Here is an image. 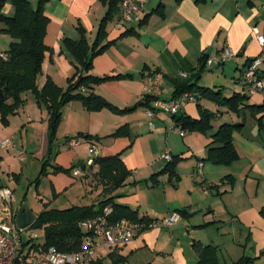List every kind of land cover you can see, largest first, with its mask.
<instances>
[{"label":"crops","instance_id":"1","mask_svg":"<svg viewBox=\"0 0 264 264\" xmlns=\"http://www.w3.org/2000/svg\"><path fill=\"white\" fill-rule=\"evenodd\" d=\"M29 1L35 8L40 2ZM108 10L109 4L101 0H47L44 3V11L50 22L45 37L48 50L38 78L39 88L50 79L63 90L68 89L69 79L75 77L82 66L66 42H80L83 38L80 29H83L91 54ZM118 16L120 18V12L107 24V37L100 43L101 46L107 43L112 45L92 60L88 72L95 77L114 78L99 84H89L88 88H81V91L85 95L96 94L122 111L136 108L126 113L109 109L88 111L80 102H71L63 109L62 122L52 138L46 106L38 104L34 94L35 101L24 98V94L25 103L14 115L8 117L7 125L3 124L0 115V122L6 128L1 140L7 139L6 135L19 116V124H28L30 128L40 130L41 137L45 135L46 155H51L55 147L53 160L43 161V165L48 163L35 182L37 193L41 179L51 176L54 199L60 195L58 192L61 190L67 191L68 196L75 191L71 194V201L83 204L74 206L98 205L103 200L101 193L104 186L95 182L98 167L89 163L92 159L90 148L95 145L98 154L94 159L121 155L125 166L131 171L125 185L114 193L118 196V203L137 210L140 218L149 220L164 218L175 211H186V216H182L173 228L147 229L114 254L125 256L126 248H130L131 252L144 248L155 251L161 245L164 247L166 231L170 240L174 241L175 232L185 236L184 230L192 235L197 264L199 246L215 247L222 264H228L224 250L228 256L229 252L237 253L236 249L240 248L244 249V253L250 248L260 254L264 251V216L261 214L264 209V110L253 112L247 105H263L264 91L248 97L239 113L220 107V115L211 122L212 128L206 133L185 130V135L181 136L175 130L187 148L184 147L185 152H179L183 148L178 144L176 132L170 131L172 116L158 114L153 120L154 129H151L147 107L137 105L144 103L146 98L143 80L148 75L160 78L159 99L162 101L173 99L176 83L182 79L181 72L191 74L188 81L192 79L193 83L220 91L222 96L229 98L235 93H242L237 84L241 73L251 60L262 56L260 75L264 79V45L258 43L253 32L257 29L264 37V0H148L140 12V24L119 26ZM4 28L0 23V33H4V36H0V54L8 50L10 43ZM126 31L129 33L125 34ZM228 47L236 53L233 60L220 67L201 65L205 56L217 54ZM203 101L207 106H201L202 110L214 113L219 107L208 99ZM183 112L192 119H200L201 112L197 104H187ZM226 123L243 124L233 134L239 160L230 165L205 162L203 159L207 156L212 135ZM117 132L120 133L116 135ZM190 132L205 137L192 135L188 139ZM77 138L81 142L71 146L69 141ZM166 147H169L173 157L183 156L179 159L184 161L179 164V169L181 164H188L179 185L174 181V175H178L175 168L179 161L172 175L170 172L161 174L165 169L161 156ZM11 148L4 150L9 151ZM42 150L41 144L39 151ZM0 158L1 169L4 158ZM24 159L17 158L19 162ZM202 161L203 178L194 179L193 172ZM58 168L69 173L57 171ZM75 170L80 173L75 175ZM71 175L75 180L81 176L82 179L80 182L74 179L71 181ZM227 176L231 178L226 179ZM20 177V174H8L7 181L14 188L3 183L0 185L13 191L16 210L26 205L27 198L26 193L22 195L26 184ZM149 178L152 182H149ZM142 181H146L144 186L148 193L147 200L152 199V202L142 201L138 194L143 190L141 185L137 186ZM127 186L135 188L130 187L126 192L124 189ZM160 203L163 204L157 206ZM205 234L208 236L205 237ZM173 252L178 264H188L181 240L174 244ZM108 260L113 263L111 258L103 262L110 264Z\"/></svg>","mask_w":264,"mask_h":264},{"label":"trees","instance_id":"2","mask_svg":"<svg viewBox=\"0 0 264 264\" xmlns=\"http://www.w3.org/2000/svg\"><path fill=\"white\" fill-rule=\"evenodd\" d=\"M46 1L40 0L35 8L29 0H0V23L5 26L3 31L13 39L8 50L3 53L6 55V59L0 57V115L3 124L7 125L8 117L14 115L23 106L25 103L23 95L28 92H32L35 95L38 104L46 106L52 138L62 122L63 109L71 102H80L88 111L109 109L112 112L126 113L134 110L136 107L122 111L96 94L85 95L81 91V88H88L89 84H99L107 79L114 78L109 76L105 78L95 77L89 75L88 72L92 65V60L112 45L107 43L101 46L100 43L107 37V24L119 14L122 0H101L109 4V10L100 25L99 35L93 45L91 54H89V45L83 29H80L83 33V38L80 42H66L67 47L82 66V69H78L75 77L69 79L68 89L63 90L50 79L45 82L42 88L38 87V78L42 73L45 53L48 50L45 44V37L50 18L44 11V3ZM7 3H11L14 8L12 16L3 13L4 6ZM118 20H120L119 16ZM126 33H129V31H126ZM204 60L205 57L202 59L201 65L204 64ZM202 66H200V70H202ZM185 92L196 93L200 97V101L208 99L219 107L216 112L210 113L208 110H202L199 102L197 106L201 112L200 119H192L184 112L173 116V120L184 131L206 133L212 128L211 122L218 114L220 115V107L239 113L240 107L245 104V100H248V97L242 93H235L232 97L226 98L222 96L220 91L199 86L197 83H193L192 79L189 81L188 79H181V81L177 82L173 98L179 97ZM153 101V97L146 96L144 103L137 105V107L146 106L147 109L152 108L151 103ZM247 107L253 112L264 110V104L247 105ZM242 127V123L222 124L217 132L212 135L213 140L208 145L207 156L203 160L215 165H230L239 160V154L233 142V134ZM118 133L120 132H117L116 135ZM178 160L179 157L174 156L161 174L170 172L172 175ZM47 163L42 166L41 175ZM94 165L98 167L95 177L104 186L101 193L103 200L98 205L73 206L67 209L46 208L39 213L32 227L45 228V247L43 248L54 247L60 252L79 251L86 236L80 228V224L87 219L100 215L104 208L108 206L113 208L111 216L113 220L125 218L132 222H140L147 225L151 223L152 220L145 217L140 218L137 210L116 201L118 196L114 195V193L125 185L131 175V171L125 166L121 155L96 157ZM57 171L69 173V171H64L61 168H58ZM229 178L231 177H226V179ZM233 180L234 178H232ZM37 181L38 179L35 182ZM175 212L186 216L185 210ZM261 214L264 216V209ZM110 258L114 264H125L128 261L126 256L117 253L112 254ZM257 259L248 256L234 264H255ZM100 264L105 263L101 261ZM199 264H222L219 261L217 249L212 246H199Z\"/></svg>","mask_w":264,"mask_h":264},{"label":"built area","instance_id":"3","mask_svg":"<svg viewBox=\"0 0 264 264\" xmlns=\"http://www.w3.org/2000/svg\"><path fill=\"white\" fill-rule=\"evenodd\" d=\"M147 2L148 0H122L118 25L140 24V12ZM253 32L258 43L263 46L264 37L259 34L257 29H254ZM0 57L6 59V55L3 53L0 54ZM235 57L236 53L228 47L217 54L205 56L204 64L209 67H220ZM262 64V56L251 60L237 81L242 93L247 97L264 91V79L260 75ZM180 77L189 79L191 74L181 72ZM160 83V78L156 75H148L143 80L145 97L154 98L151 103L152 108L146 110L147 117L151 120L149 123L151 129H154L153 120L158 114L163 113L173 117L182 113L187 104L200 102V97L193 92H185L179 97L162 101L159 99ZM171 130H179L181 136L185 135V131L176 122L173 127H170ZM80 142L81 140L77 138L69 141V144L76 146ZM13 146V141L10 138L0 143V149H8ZM90 154L92 159L89 160V163L93 164V157L98 154L95 145L90 148ZM25 155L24 151H19L17 158L22 160ZM161 159L166 163L173 160L169 147L164 149ZM203 166L204 163L199 162L193 172L194 179L203 178ZM79 173V170H75V175ZM15 201L14 193L9 187H0V264H100L104 259H109L116 251L126 247L147 229L160 227L171 229L180 221L178 212L152 220L149 225L132 222L125 218L113 220L111 218L113 208L108 206L100 215L80 224V228L86 236L79 251L60 252L54 247L43 248L45 247L44 227L33 228L32 225L24 230L17 227ZM108 262L114 264L110 260Z\"/></svg>","mask_w":264,"mask_h":264},{"label":"rangeland","instance_id":"4","mask_svg":"<svg viewBox=\"0 0 264 264\" xmlns=\"http://www.w3.org/2000/svg\"><path fill=\"white\" fill-rule=\"evenodd\" d=\"M3 13L5 15L14 14V8L11 3H7L4 6ZM0 36H4V33H0ZM5 36L9 37V42H10L8 45V48H9L13 39L11 38L9 34ZM1 48H4V46H2ZM24 98H27V99L29 98V100L35 101L34 95L32 92L26 93L24 95ZM204 101L203 99L201 100L200 102L201 106H207V104ZM189 104L196 105L195 103H189ZM209 106H211V104ZM209 110H212V108H210ZM162 115L167 116L166 114H162ZM231 115H234V114H231ZM228 118H230V116ZM228 118L226 120H228ZM18 119H20L19 116H17V120L13 124L12 130H9L10 133L6 135V138L12 139L14 146L11 149H9V151L0 149V156L4 158V161H3L4 163L2 164V168L0 169V185L3 183L5 186H10L11 188H14L13 187L14 185H12L9 181H7L8 174H12V173L20 174L21 176L20 179L24 180V183L26 184L25 188L22 191V195L24 193L27 194L25 204L28 205L31 209H33V211L36 214L41 213L47 207L54 208V209H67L74 205L83 204V203H79L80 201H74V202L71 201L72 200L71 194L72 193L74 194L75 191L71 192V194L68 196L67 191L61 190L60 192H58L60 195H58V197L54 199L52 197V183H53L52 180L53 179L51 176H44V178L41 179V183H40L39 190L37 193L35 180L40 176L43 161L44 160L52 161L54 158L56 149L55 147H53L52 154L46 155L47 147H46L45 135L41 137L40 135L41 131L38 130L37 128H30L28 124H25V125H22V123L19 124ZM233 119L235 120V118ZM174 124H175L174 120L173 121L171 120L169 128L173 127ZM5 129L6 128L0 122V142L2 141L1 138L5 136V131H4ZM194 133L195 132H190L188 135V139L192 135H198L199 137H205L203 134H198V133L194 134ZM175 135L178 137V144L180 145V148H183L179 152H182V151L185 152L187 148L181 142L177 132L175 133ZM48 137H50V134L48 135ZM41 144L43 146L42 152L39 151ZM184 147L186 149H184ZM19 151H24L26 154L25 159L22 162H19L16 157V154H18ZM40 152L43 153V155L40 154ZM178 157H180L179 159H182L183 156L180 155ZM178 161L179 162L175 168L176 172H178V175H174L175 176L174 181L176 185H179V183L183 181V172H185L188 169V164H181L180 169H179L178 168L179 164L184 161L183 160H178ZM166 164H167L166 162H162L163 168H165ZM81 174L83 176V172ZM82 176L81 178L80 177L76 178V180L73 178L72 175L70 176V178H71V181L72 179H74L75 181L80 182L82 179ZM150 181L151 179L149 178V182ZM95 182H99V184H101L99 179H96ZM145 182L146 181H142V183H139L137 185V186L141 185L140 187L141 189H143V190H140L138 194L140 195L142 201L152 202V199L147 200L148 193L146 192L147 190L144 186ZM130 187L135 188V186H127V188H125L124 190L128 192ZM162 204L163 203H160L157 206H161ZM180 218H182L181 214H180ZM184 232H185V236H181L178 234V232H175V235H174L175 240L171 241L172 239L170 238V236L168 235V232L166 231V234H165L166 240L163 241V245L165 244L164 247H161L162 246L161 245L160 247H157L155 251H151L148 248H144V250L131 252L130 248H126L124 250V255L128 258L127 264H178L176 256H173L174 254L173 249H174V244L178 243L179 240H181L183 244L186 257L188 258V264H197L196 250L192 246V242H193L192 235H190L186 230H184ZM204 236L207 237L208 234H205ZM231 250H233V247H231ZM236 251L237 253H233L232 251L229 252V256H228L226 251L224 250L225 255H226V262L228 264L237 263L242 257H248V256L258 258L255 264H264V251H261L260 254L253 252L252 250H250V248L247 249L245 253H244V249L242 250V248H240V250L236 249ZM177 253L180 255V252H177Z\"/></svg>","mask_w":264,"mask_h":264},{"label":"water","instance_id":"5","mask_svg":"<svg viewBox=\"0 0 264 264\" xmlns=\"http://www.w3.org/2000/svg\"><path fill=\"white\" fill-rule=\"evenodd\" d=\"M37 220V215L31 210L28 205L19 207L16 213V224L21 230L32 226Z\"/></svg>","mask_w":264,"mask_h":264}]
</instances>
